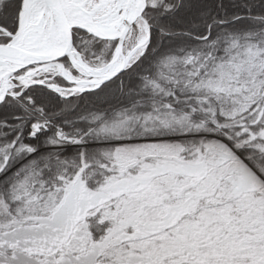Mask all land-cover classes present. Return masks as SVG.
I'll return each mask as SVG.
<instances>
[{
  "label": "snow or ice",
  "instance_id": "obj_1",
  "mask_svg": "<svg viewBox=\"0 0 264 264\" xmlns=\"http://www.w3.org/2000/svg\"><path fill=\"white\" fill-rule=\"evenodd\" d=\"M0 264H264V0H0Z\"/></svg>",
  "mask_w": 264,
  "mask_h": 264
}]
</instances>
